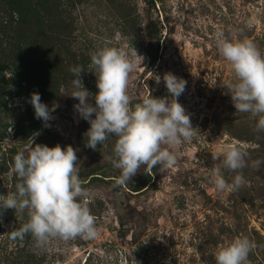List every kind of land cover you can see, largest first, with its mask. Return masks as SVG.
Returning <instances> with one entry per match:
<instances>
[{
    "label": "rangeland",
    "instance_id": "1",
    "mask_svg": "<svg viewBox=\"0 0 264 264\" xmlns=\"http://www.w3.org/2000/svg\"><path fill=\"white\" fill-rule=\"evenodd\" d=\"M20 14L26 36L31 28L42 33L40 67L26 66L13 56L16 46L8 45L13 17ZM218 31L230 41L248 38L264 55V0H0V195L16 191L19 178L11 169L18 152L26 154L31 144L70 145L98 230L94 239L55 238L41 248L31 234L10 237L27 222V210L0 209V264H216L217 248L237 237L256 245L249 264H264V131L256 130L257 117L237 112L232 103L225 85L235 77L215 46ZM105 46L122 48L130 58L135 49L143 58L129 77L131 105L144 96L171 99L164 74L183 79L178 102L198 132L170 149L175 167L142 166L119 187L114 183L121 171L110 159L116 138L96 150L87 147L90 124L71 97L77 89L69 69L81 66L95 106L90 53ZM33 93L49 109L47 126L35 117ZM226 144L247 153L246 166L238 188L219 191L211 183L214 164L229 183L237 175L213 160V154L223 160Z\"/></svg>",
    "mask_w": 264,
    "mask_h": 264
},
{
    "label": "clouds",
    "instance_id": "2",
    "mask_svg": "<svg viewBox=\"0 0 264 264\" xmlns=\"http://www.w3.org/2000/svg\"><path fill=\"white\" fill-rule=\"evenodd\" d=\"M251 26V21H249ZM215 46L228 62L235 77L226 86L232 103L241 113H250L258 118L257 131H264V55L248 38L230 41L223 31L215 34ZM130 58L122 48L103 47L90 53L92 71L95 73L98 93L94 96L95 106L90 102L91 94L83 86V67L70 68L75 91L71 97L79 100L76 111L90 124L84 133L86 146L96 150L110 137H115L113 156L114 168L121 174L114 186H124L131 181L142 166L147 171L159 165L161 170L171 169L178 164L176 153L182 142H191L197 135L189 115L178 98L185 91L186 82L172 73L163 76L172 98L144 96L142 101L131 105L127 93L130 74L137 69V55ZM7 71L5 72V75ZM159 83L160 78L156 77ZM30 103L35 117L47 122L51 119L49 109L41 102L38 93L31 95ZM93 114L95 118L93 119ZM167 146V147H166ZM213 160L232 172H236L231 183L219 171L218 164L209 170L211 183L219 191L235 190L243 182L240 171L246 166L247 153L233 144H226L220 156ZM76 150L31 144L26 154L18 152L13 157L11 171L19 182L16 191L0 195V209H14L23 213L27 210V222L10 232L12 239L31 234L38 247H45L51 239L64 241L77 236L94 239L98 236L95 217L88 206L90 190L83 187L78 174ZM104 159V157H103ZM255 243L247 237H237L230 243L217 248L216 264H249V253Z\"/></svg>",
    "mask_w": 264,
    "mask_h": 264
},
{
    "label": "trees",
    "instance_id": "3",
    "mask_svg": "<svg viewBox=\"0 0 264 264\" xmlns=\"http://www.w3.org/2000/svg\"><path fill=\"white\" fill-rule=\"evenodd\" d=\"M150 3L152 5H154L156 3V0H149ZM13 23L15 24V27H13L9 32V39H10V44L8 43V45H14L16 46L15 49H17L15 51V53L13 54L14 57H16L17 59H19L21 62L25 63L26 66L29 67V65H35L38 64V66L40 65V63H42V48L44 46V42L42 40V33L40 34L39 31H34L33 29H29L30 32V36H26L27 34V29H25V26L27 25V21L25 19L24 16H22L21 14L19 15L18 19H15L13 17ZM34 35L35 37L33 38ZM31 37V38H29ZM1 37L0 38V42H4L5 39ZM26 43L27 45H24V49H21V47L19 46V43ZM31 45V46H30ZM10 53H12L10 51ZM35 58V59H34ZM159 59L157 56H153L151 59L152 63L157 62ZM42 65V64H41ZM40 65V66H41ZM39 66V67H40ZM3 138V137H2ZM149 186L145 187V190L148 189ZM127 262V260H126ZM128 264V263H127Z\"/></svg>",
    "mask_w": 264,
    "mask_h": 264
}]
</instances>
